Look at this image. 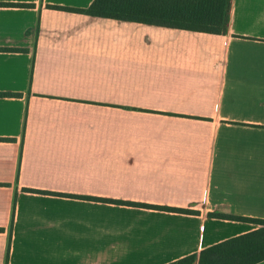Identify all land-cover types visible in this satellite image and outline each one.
Wrapping results in <instances>:
<instances>
[{
  "label": "crops",
  "instance_id": "obj_1",
  "mask_svg": "<svg viewBox=\"0 0 264 264\" xmlns=\"http://www.w3.org/2000/svg\"><path fill=\"white\" fill-rule=\"evenodd\" d=\"M93 1L0 0L32 5L0 6V264H169L257 230L208 214L264 220V0L222 35L49 8Z\"/></svg>",
  "mask_w": 264,
  "mask_h": 264
},
{
  "label": "trees",
  "instance_id": "obj_2",
  "mask_svg": "<svg viewBox=\"0 0 264 264\" xmlns=\"http://www.w3.org/2000/svg\"><path fill=\"white\" fill-rule=\"evenodd\" d=\"M30 8L32 5L0 4ZM68 12H76L92 17H100L118 21L133 22L152 26L166 27L191 32L222 35L226 33L231 0H94L84 10H73L60 7H49ZM38 25L35 37L38 36ZM3 52L18 50L0 49ZM12 96V94H0ZM32 191V190H27ZM96 200L115 205L156 209L182 214H195V211L159 207L118 200ZM210 218L252 223L257 230L243 234L214 246L203 249L169 264H258L264 261V220L235 217L222 214H208ZM2 232V229H0Z\"/></svg>",
  "mask_w": 264,
  "mask_h": 264
}]
</instances>
